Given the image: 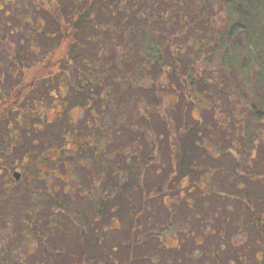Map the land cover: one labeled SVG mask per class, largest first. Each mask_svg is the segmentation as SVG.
Here are the masks:
<instances>
[{"label":"rangeland","instance_id":"obj_1","mask_svg":"<svg viewBox=\"0 0 264 264\" xmlns=\"http://www.w3.org/2000/svg\"><path fill=\"white\" fill-rule=\"evenodd\" d=\"M52 1L67 11L72 7L70 0ZM41 10L32 22L44 18L47 24L31 41L22 35L32 34L27 26L0 42V261L19 263L25 255L24 264H264V105L258 107L263 115L253 117L250 104L236 94L246 90L256 106L253 79L262 68L258 65L245 76V89L223 67L207 86L204 78L224 52L214 50L213 39L196 64L186 59L175 66L186 83L174 84V91L170 76L153 79L157 67L141 78L142 57L132 64L118 54L126 49L121 37L103 36L105 43L112 38L115 44L103 55L86 40L97 33L85 21L69 48V40ZM5 20L10 29L17 24L14 15ZM231 43L243 53L242 39L228 41L226 50ZM53 50L55 61L64 58L66 65L60 73L53 71L55 76L40 71V80H31L40 68L35 62ZM112 56L117 65L107 59ZM95 58L106 64L103 86L114 103L110 115L94 105L85 108L86 101L69 84L77 85L71 64L84 66ZM243 58L242 65L245 53ZM58 89L65 109L49 97ZM13 105L18 108L12 110ZM145 106L147 113L139 118ZM64 112L66 119L58 120ZM44 119L50 124L38 130ZM64 133H69L66 141ZM76 141L99 148L82 152ZM52 145L56 152H43ZM63 148L65 165H46L48 178L28 177L33 175L28 163ZM38 163L34 168L42 176L43 164ZM13 170L20 175L17 182L10 175ZM28 206L39 209L44 221L55 219L47 228L41 224L30 242L21 240L13 222Z\"/></svg>","mask_w":264,"mask_h":264},{"label":"trees","instance_id":"obj_2","mask_svg":"<svg viewBox=\"0 0 264 264\" xmlns=\"http://www.w3.org/2000/svg\"><path fill=\"white\" fill-rule=\"evenodd\" d=\"M70 2L72 7L67 11L58 1L52 0H37V2L34 0H0V42L6 43L9 35L22 33V27L27 26L29 27L28 31H32V34L23 33L22 35L26 41H31L33 34L40 32L43 25L47 24L44 18L42 22H32L33 14L38 8L44 11L42 14L45 17L49 16L54 21L58 31L62 34V38L69 40V48L75 42V36L79 34L82 23L87 21L92 24L97 35L92 38L87 37L86 40L94 43L100 51L102 50L101 54L105 55L104 52H107L105 49L113 51L115 47L114 42L111 43L112 38L110 43L107 44L102 37L117 35L121 37V43L126 48L123 52H118L120 56L130 58L133 60L132 64H136V58L142 57L141 78L145 71H149L153 66V68L157 67V75L153 79L162 81L165 77L170 76L171 84L169 86L175 91L174 84L182 85L183 82L186 83L177 74L178 69L174 70L175 66L177 68L182 66L186 59L196 64L208 50L207 41L214 39L216 41L213 47L214 50L224 52L221 54L218 64L213 65L209 77L204 78V83L207 86L211 85L208 82L213 81L215 75H219L216 69L223 67V73L234 72L235 82L245 89L249 86V80L245 76L259 65L262 70L257 68V74L253 79L258 88V92L253 95L255 101L259 100L256 103L257 107L254 106V101L250 102V95L247 96L246 90L236 94L238 99L244 101L245 104H250L253 117L260 118L263 115L258 107L264 105V102L260 101V99H263L261 98L263 96L261 92H264V0H70ZM11 15H14L17 21L16 26L12 29L8 28L10 24L5 20ZM214 20L218 21L221 27L217 28ZM133 21L138 22L133 24ZM6 27L7 31L4 30ZM201 33L208 34V37L201 39L202 37H198ZM237 37L243 41V53L241 54L239 53L240 47L233 43L227 50L225 49L227 42L234 41ZM31 46L29 44L30 49ZM54 52L55 50L48 53L45 58H42L44 59L42 62L41 59L35 62L36 65H40V68L34 71L36 75L31 74V80H40L39 78L43 76V74H38L40 71L45 72V75L48 74L49 77L52 74V76H55L53 71L60 73V70L66 64L63 62L64 58L55 61ZM244 53L246 58L244 65H242ZM96 55H98V52H96ZM168 56H171L172 59L167 60ZM7 58L10 59L8 56ZM108 58H111L112 63L117 65L113 56ZM16 61L18 62V60ZM96 61L97 58L93 59L91 63L83 64L84 66L77 65L78 63L71 64V71L76 75L77 85L73 86L71 81L69 84L71 88L73 87L76 90V94H80L82 100L86 101L85 108L89 109L90 105H94V107H99L101 111L106 110L107 115H110L113 112L114 103L108 100L111 93L103 86V79L106 78V75L103 74L106 71V64H100ZM15 66L23 70L22 64L17 63ZM48 69L49 71H47ZM135 70L137 72V68ZM109 77L113 78L111 74H109ZM129 78L126 79L127 84H131L130 81L135 80L137 74L131 75ZM133 85L135 88L139 87L136 82H133ZM61 89H58L59 91L56 93L52 92L54 94L50 92L49 97H53L56 102H62L64 106L65 96L61 93ZM168 91H171L170 88H167ZM179 91L185 95L182 87ZM189 91L191 92L192 89H189ZM19 94L20 92L14 93V99L19 98ZM230 94L229 96L232 95ZM190 101L192 102V99ZM2 103L4 102H0V104ZM11 108L14 110L18 107L13 105ZM143 109L138 114L139 118H144L145 113H147V106ZM41 114L43 115L42 112ZM43 116L46 117V114ZM61 118L66 119L65 112L58 117V120ZM48 124L50 123L44 119L37 129L41 130L42 126ZM68 136L69 133L63 134L65 141ZM85 145L84 147L80 141H76V147L82 152L85 151L86 147L92 149L98 147H93V142H86ZM56 151L57 149L52 145L43 152L52 153ZM58 151L59 153H55L56 155L48 154L47 158H38V161L34 160L32 163H28L26 169H33V175H28V177L32 176L35 180H41L43 177L48 178L47 166H49V163L52 165L58 163L65 165L67 150L63 148ZM184 152L186 153V151ZM38 162L43 164L41 165L44 169L39 166V170L43 173L42 176L38 175L36 167L34 168V164L37 165ZM98 191L99 188L97 187ZM4 198L9 200L8 196ZM39 211V209L30 206L25 210V213L16 216V221H13L16 229L19 230L18 235L22 241H33L40 229L42 230L41 224L47 228L55 222V219L51 216L44 221L40 217ZM3 224L8 226L10 223L5 219ZM3 248L5 249V245ZM2 255H0V260ZM23 259H25V255L19 259V263L9 262L10 259L8 258L5 261L2 259L0 264H24Z\"/></svg>","mask_w":264,"mask_h":264},{"label":"flooded vegetation","instance_id":"obj_3","mask_svg":"<svg viewBox=\"0 0 264 264\" xmlns=\"http://www.w3.org/2000/svg\"><path fill=\"white\" fill-rule=\"evenodd\" d=\"M97 148H99V147H97ZM96 150H97V149H96ZM9 174H10V173H9ZM16 174L18 175L17 178H16V176H15ZM10 175H11V177H12V179H13L14 182H17V181L19 180V178H20V175H19L15 170H13L12 173H11ZM47 191H48V193H47L48 195H52L51 192H50V190H47Z\"/></svg>","mask_w":264,"mask_h":264},{"label":"water","instance_id":"obj_4","mask_svg":"<svg viewBox=\"0 0 264 264\" xmlns=\"http://www.w3.org/2000/svg\"><path fill=\"white\" fill-rule=\"evenodd\" d=\"M16 178H17V176H16Z\"/></svg>","mask_w":264,"mask_h":264}]
</instances>
